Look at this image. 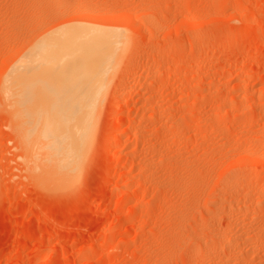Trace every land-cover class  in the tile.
I'll return each mask as SVG.
<instances>
[{
    "label": "rangeland",
    "instance_id": "obj_1",
    "mask_svg": "<svg viewBox=\"0 0 264 264\" xmlns=\"http://www.w3.org/2000/svg\"><path fill=\"white\" fill-rule=\"evenodd\" d=\"M71 23L126 48L58 175L6 84ZM263 92L264 0H0V264H264Z\"/></svg>",
    "mask_w": 264,
    "mask_h": 264
},
{
    "label": "bare ground",
    "instance_id": "obj_2",
    "mask_svg": "<svg viewBox=\"0 0 264 264\" xmlns=\"http://www.w3.org/2000/svg\"><path fill=\"white\" fill-rule=\"evenodd\" d=\"M72 26L41 36L40 43L33 44V51L14 67L17 72L11 70L17 74H9L6 84L27 141L46 149H40L44 154L38 149V156L43 164L50 162L49 169L54 167L58 175L72 174L81 162L93 112L106 88L104 80L116 69L113 62L126 44L122 32L117 31L119 36L114 30Z\"/></svg>",
    "mask_w": 264,
    "mask_h": 264
}]
</instances>
